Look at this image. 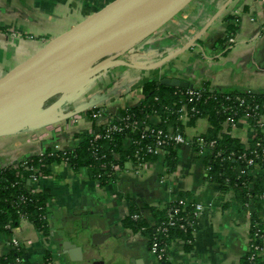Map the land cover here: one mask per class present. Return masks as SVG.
Masks as SVG:
<instances>
[{"label": "crops", "instance_id": "crops-1", "mask_svg": "<svg viewBox=\"0 0 264 264\" xmlns=\"http://www.w3.org/2000/svg\"><path fill=\"white\" fill-rule=\"evenodd\" d=\"M113 1L0 0V79ZM227 1L194 0L183 19L176 17L120 59L147 67L195 37V44L181 55L154 69L104 70L60 93L54 101L67 97V103L42 124L0 137V170L45 151L70 148L137 107L146 97L144 87L159 86L162 79L182 80L193 88L207 85L211 91L264 93V0H232L220 12ZM226 33L231 43L227 40V49L221 50L215 43ZM180 109L178 120L164 128L188 139L205 135L207 118L193 121L185 106ZM95 111L100 114L96 119ZM161 122L158 115L148 117L151 125ZM226 134L244 150L256 137L248 123L235 131L227 128ZM174 150L172 170L162 154L146 162L139 174L125 161L114 181L103 186L87 168L53 162L40 183L48 192L46 233L29 220H20L9 232L0 230V259L16 255L20 264H160L145 234L125 226L124 219L133 205L144 224L152 227L159 219L155 213L164 214L173 203L183 202L200 204L203 211L194 221L189 244L179 238L168 242L162 264H240L251 222L255 217L264 222V188L256 208L250 194L243 196L231 186L222 190L209 180L205 157L190 145ZM248 174L251 193L255 176H264V168L254 166ZM260 260L264 264V247Z\"/></svg>", "mask_w": 264, "mask_h": 264}, {"label": "trees", "instance_id": "trees-1", "mask_svg": "<svg viewBox=\"0 0 264 264\" xmlns=\"http://www.w3.org/2000/svg\"><path fill=\"white\" fill-rule=\"evenodd\" d=\"M229 28L232 30L231 32L234 31L232 27ZM229 37V34L226 33V37L218 40L215 46L220 47L221 50H226L225 43ZM198 44L201 45L200 42ZM195 89L198 90L200 97L192 98L189 102L191 97L186 94L188 88L181 89L148 84L144 87L146 97L141 104L122 112L118 118L111 120L114 125H122V119L128 117L129 122L140 123V127L136 130L132 131L131 128H125L121 132L106 133L108 127L104 126L97 131L101 135L97 141H93L91 136H83L66 150L45 151L42 155H35L0 170V230L9 232L12 228L17 227L19 215L25 214L28 220L39 230L44 233L47 231L45 203L48 199V192L46 189H41L36 193H31L29 183L31 173L23 169V165L39 167L41 173L47 175L48 166L53 162H63L67 159L71 168L75 170L81 167L87 168L93 178L103 186L115 179L116 175L111 170V165L121 167L125 161H130L135 165L138 160L142 162L154 160L155 156L147 154L145 147L154 145L155 133L158 130L165 131V124L178 120L179 110L183 105H187L189 108L194 107L197 112L193 117L189 115L191 120L206 117L209 122L210 126L205 135L202 136L206 143L215 142L210 153L204 158L208 166V179L217 183L222 190L231 186L235 190H241L240 194L243 196L246 195L247 197V194H250L249 198L253 206L259 208V197L264 188V176H255L254 188L251 193H248L247 185L252 180L248 172L254 165L264 168V160H255L253 161L254 165H247L244 159L239 158L244 154L246 155L245 160L252 158L253 155L250 152L254 149L259 150L255 147L257 142L260 147L264 148V134L257 132L252 146L248 150H244L237 140L226 134L227 129L224 122L229 115L234 119H239L244 114L251 116V110L263 113L264 93H247L238 90L211 91L207 85ZM56 98L57 95L46 102L44 106L51 104ZM236 98L242 100V103H239ZM152 115L161 117L160 125L148 123V117ZM248 122L252 124L253 118H248ZM106 134H109V138H105ZM127 141L129 142L128 146L125 145ZM194 141L195 139L191 140L190 146L195 152H198V145ZM175 147L169 145L161 153L164 155L169 170H172L174 166ZM14 165L19 168L14 169ZM21 196L25 199L24 202L20 201ZM176 204L173 203L172 205ZM155 214L159 216L156 225L147 227L141 220L139 209L132 205L129 215L124 219V224L135 232L145 234L149 248L153 242H157L159 246H165L175 238L183 240L185 244L191 241L189 229L183 232L177 228L167 227L166 233L156 232L155 229L162 226L166 219L163 213ZM181 216L188 222H193L191 209H187ZM6 226H9V229H6ZM249 236L247 252L241 257L239 263L261 264L260 252L264 247V222L259 218L255 217L251 222ZM250 245L258 246L261 251H254ZM15 257L16 255L3 257L0 259V264H8ZM162 262L164 260L160 264Z\"/></svg>", "mask_w": 264, "mask_h": 264}, {"label": "water", "instance_id": "water-1", "mask_svg": "<svg viewBox=\"0 0 264 264\" xmlns=\"http://www.w3.org/2000/svg\"><path fill=\"white\" fill-rule=\"evenodd\" d=\"M193 1L115 0L50 41L0 79V137L42 124L67 103L68 98L61 97L44 106L46 102L104 70L116 66L154 69L191 48L195 37L147 67L120 59L124 53L179 16ZM231 1L228 0L220 12ZM160 84L193 88L192 84L178 79H162Z\"/></svg>", "mask_w": 264, "mask_h": 264}, {"label": "built area", "instance_id": "built-area-1", "mask_svg": "<svg viewBox=\"0 0 264 264\" xmlns=\"http://www.w3.org/2000/svg\"><path fill=\"white\" fill-rule=\"evenodd\" d=\"M230 39L231 38H228V45L231 43ZM186 94L191 97L189 102H191L192 98L197 99L200 97L198 90H196L195 88L189 89L186 92ZM236 100L239 101V103H242V100H239L238 98H236ZM183 106L187 108L188 117L189 115L190 117L191 116L193 117L194 114L197 113L194 107L189 108L187 107V105H183ZM262 109L264 110V105L262 106ZM180 112H181V109L179 110V113ZM251 112H252L251 116L249 114H244L239 119H234L231 115H229L224 122L226 129L228 128L230 129V131H235L239 127H241L244 123H248V125H250L253 128L255 133L260 132L264 134V112L261 113L260 111H255V110H251ZM99 115H100L99 111L97 112L95 111L92 114V118L96 119L97 117H99ZM250 117L253 118L252 124L248 122V118ZM121 122H122V125H114L112 121H108V123L106 124V126L108 127L106 130V133L121 132L125 128H131V130L134 131L140 127L139 122H136V121L129 122L128 117L123 118ZM91 137L93 141H97L101 138V135L98 132H95L94 134L91 135ZM105 138H109V134L108 135L106 134ZM154 138H155L154 145L145 147L147 154H150L152 156H157L161 154L164 148H166L169 145L174 146V147L181 146V145H190L191 144L190 142L192 140V139H188L184 137V135L179 132H172L171 130H167V129H165V131L158 130L155 133ZM193 139H195L194 142H196V144L198 145L197 153L203 157H206L210 153V149L215 144V142L206 143L200 136L195 137ZM255 147L259 148V150L254 149L250 152V154L253 155L252 158H248L245 160L246 155L244 154L239 159H244L247 165H254L253 161L255 160H260V159L264 160V148L260 147V144L258 142L256 143ZM39 155H42V153H40ZM63 162L67 163V159L63 160ZM145 165H146V162H142L139 160L136 161L135 165H133L135 173L139 174V172L144 169ZM254 166H257V165H254ZM13 167L16 170L19 168L16 165H14ZM22 167L23 169L31 173V175H29L31 193H36L37 191L41 189L40 183L45 178V175L41 173L39 167H29V166H24V165ZM111 170L113 171L114 175H117L119 173V167L117 165H111ZM19 199L21 202L25 201V199L22 196ZM176 203H177L176 205H172L166 208L165 213H164L166 222L163 223L162 226L157 227L155 229L156 232L166 233L167 227L177 228L179 230H182L183 232H186L188 229L189 231H192L195 219L203 211L202 206L200 204L187 205L186 203H183V202H176ZM187 209H191V216L193 219L192 223L190 221L188 222L184 217L181 216L183 215V213L186 212ZM134 218H137V216H134ZM20 220L21 221L28 220V218L26 217L25 214H20L19 221ZM5 228L9 229V226H6ZM12 246L15 248L18 247V242L12 241ZM250 247H253V250L256 252L261 251V248H259L258 246L250 245ZM150 253L152 254V256L155 258L157 262H161L166 257V245L159 246L157 242H153L150 246ZM8 264H20V260L16 256Z\"/></svg>", "mask_w": 264, "mask_h": 264}, {"label": "rangeland", "instance_id": "rangeland-1", "mask_svg": "<svg viewBox=\"0 0 264 264\" xmlns=\"http://www.w3.org/2000/svg\"><path fill=\"white\" fill-rule=\"evenodd\" d=\"M185 13H186V12H184V13L182 12V13L179 15V17L177 16V19H180V20L183 19V14H185Z\"/></svg>", "mask_w": 264, "mask_h": 264}]
</instances>
